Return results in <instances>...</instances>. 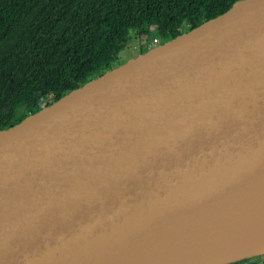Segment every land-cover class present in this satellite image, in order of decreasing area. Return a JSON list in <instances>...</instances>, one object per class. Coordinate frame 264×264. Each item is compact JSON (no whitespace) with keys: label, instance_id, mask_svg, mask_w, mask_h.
Returning <instances> with one entry per match:
<instances>
[{"label":"water","instance_id":"95a60500","mask_svg":"<svg viewBox=\"0 0 264 264\" xmlns=\"http://www.w3.org/2000/svg\"><path fill=\"white\" fill-rule=\"evenodd\" d=\"M263 210L264 0L0 130V264H230L264 240L197 239Z\"/></svg>","mask_w":264,"mask_h":264},{"label":"trees","instance_id":"16d2710c","mask_svg":"<svg viewBox=\"0 0 264 264\" xmlns=\"http://www.w3.org/2000/svg\"><path fill=\"white\" fill-rule=\"evenodd\" d=\"M235 1L0 0V130L113 68L132 32L165 42Z\"/></svg>","mask_w":264,"mask_h":264},{"label":"bare ground","instance_id":"6f19581e","mask_svg":"<svg viewBox=\"0 0 264 264\" xmlns=\"http://www.w3.org/2000/svg\"><path fill=\"white\" fill-rule=\"evenodd\" d=\"M264 210L249 217L238 218L225 224L219 230L210 232L197 239L194 257L202 258L207 252L214 253L223 246L231 247L233 243L242 242L249 245L254 237L264 240ZM244 247L238 246L236 250Z\"/></svg>","mask_w":264,"mask_h":264},{"label":"rangeland","instance_id":"374dc122","mask_svg":"<svg viewBox=\"0 0 264 264\" xmlns=\"http://www.w3.org/2000/svg\"><path fill=\"white\" fill-rule=\"evenodd\" d=\"M152 34L150 36L140 38L138 33L132 32V37L129 39L128 44L121 50L116 61H114V67L127 62L132 57L140 54L139 46L142 41H151ZM263 256V255H262Z\"/></svg>","mask_w":264,"mask_h":264},{"label":"built area","instance_id":"2783aa9c","mask_svg":"<svg viewBox=\"0 0 264 264\" xmlns=\"http://www.w3.org/2000/svg\"><path fill=\"white\" fill-rule=\"evenodd\" d=\"M147 46V49L152 48L158 44H160V40L157 37H153L151 41H144Z\"/></svg>","mask_w":264,"mask_h":264}]
</instances>
